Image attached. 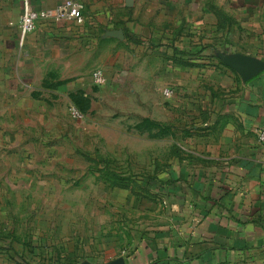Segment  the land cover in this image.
<instances>
[{
    "label": "rangeland",
    "instance_id": "rangeland-1",
    "mask_svg": "<svg viewBox=\"0 0 264 264\" xmlns=\"http://www.w3.org/2000/svg\"><path fill=\"white\" fill-rule=\"evenodd\" d=\"M65 1L28 0L34 10ZM123 5L111 24L37 23L34 41L50 31L43 44L0 30V264L134 252L166 214L157 188L181 157L185 112L209 95L221 57L264 52V0Z\"/></svg>",
    "mask_w": 264,
    "mask_h": 264
},
{
    "label": "crops",
    "instance_id": "crops-1",
    "mask_svg": "<svg viewBox=\"0 0 264 264\" xmlns=\"http://www.w3.org/2000/svg\"><path fill=\"white\" fill-rule=\"evenodd\" d=\"M79 1L85 20L110 24L117 21L111 22L112 11L124 6V0ZM22 2L0 0V30L13 43L20 40ZM41 31L40 39L30 34L23 45L43 44L50 31ZM232 54L264 62V52ZM212 76L209 95L182 118L181 157L158 183L166 214L126 264H264V146L256 135L264 127V70L244 81L223 63Z\"/></svg>",
    "mask_w": 264,
    "mask_h": 264
},
{
    "label": "built area",
    "instance_id": "built-area-1",
    "mask_svg": "<svg viewBox=\"0 0 264 264\" xmlns=\"http://www.w3.org/2000/svg\"><path fill=\"white\" fill-rule=\"evenodd\" d=\"M84 19V6L74 0H66L62 5L50 10H34L30 7L28 0L24 1V12L20 19V41L23 44L27 36L36 28L40 20L52 21H74L81 22ZM96 83L103 84L105 82L104 75L101 71L95 75ZM164 95L171 98L172 91L166 89ZM76 118H81L79 112L74 111ZM259 143L264 146V127L256 131Z\"/></svg>",
    "mask_w": 264,
    "mask_h": 264
},
{
    "label": "water",
    "instance_id": "water-1",
    "mask_svg": "<svg viewBox=\"0 0 264 264\" xmlns=\"http://www.w3.org/2000/svg\"><path fill=\"white\" fill-rule=\"evenodd\" d=\"M223 63L229 68L235 70L244 81L250 80L264 70V62L258 58L232 54L229 56L221 57ZM95 264V263H84ZM104 264H126L125 258L121 257L112 262Z\"/></svg>",
    "mask_w": 264,
    "mask_h": 264
},
{
    "label": "trees",
    "instance_id": "trees-1",
    "mask_svg": "<svg viewBox=\"0 0 264 264\" xmlns=\"http://www.w3.org/2000/svg\"><path fill=\"white\" fill-rule=\"evenodd\" d=\"M222 65H223V63H222Z\"/></svg>",
    "mask_w": 264,
    "mask_h": 264
}]
</instances>
